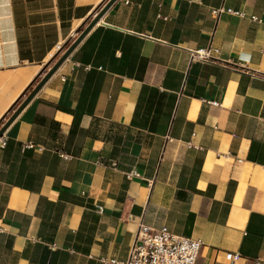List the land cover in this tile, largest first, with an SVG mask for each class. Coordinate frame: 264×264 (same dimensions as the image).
Wrapping results in <instances>:
<instances>
[{"label":"crops","instance_id":"0c3cea01","mask_svg":"<svg viewBox=\"0 0 264 264\" xmlns=\"http://www.w3.org/2000/svg\"><path fill=\"white\" fill-rule=\"evenodd\" d=\"M107 1L0 0V127ZM140 220L264 264V0H113L3 130L0 264H117Z\"/></svg>","mask_w":264,"mask_h":264},{"label":"built area","instance_id":"2783aa9c","mask_svg":"<svg viewBox=\"0 0 264 264\" xmlns=\"http://www.w3.org/2000/svg\"><path fill=\"white\" fill-rule=\"evenodd\" d=\"M212 12L216 17L221 13L239 16L244 14L223 7L215 8ZM250 18L258 20L255 15ZM216 53L218 49L208 46L191 51L190 59L208 61ZM3 143L2 141L1 144ZM99 210L101 211L100 207ZM199 245L198 239L176 234L164 225L151 227L140 220L126 260L123 262L110 260V262L117 264H195ZM236 256L234 253L225 254L226 259H234Z\"/></svg>","mask_w":264,"mask_h":264},{"label":"water","instance_id":"95a60500","mask_svg":"<svg viewBox=\"0 0 264 264\" xmlns=\"http://www.w3.org/2000/svg\"><path fill=\"white\" fill-rule=\"evenodd\" d=\"M113 0H108L107 3L102 7L99 13L84 27V29L78 34V36L72 41V43L67 47L63 54L57 59V61L50 67V69L45 73V75L40 79V81L35 85V87L30 91V93L25 97L21 104L15 109V111L10 115V117L5 121V123L0 127V136L6 126L11 122V120L16 116L19 110L27 103V101L34 95L38 88L43 84V82L51 75V73L57 68V66L66 58L69 52L75 47L79 40L84 36V34L90 29L94 24L100 14L110 5Z\"/></svg>","mask_w":264,"mask_h":264}]
</instances>
